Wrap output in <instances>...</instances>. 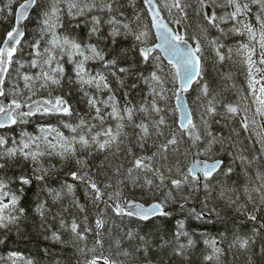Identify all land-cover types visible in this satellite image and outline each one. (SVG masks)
<instances>
[{"label": "snow or ice", "instance_id": "6c2138e0", "mask_svg": "<svg viewBox=\"0 0 264 264\" xmlns=\"http://www.w3.org/2000/svg\"><path fill=\"white\" fill-rule=\"evenodd\" d=\"M15 3L0 8L14 18L0 38V245L13 230L22 235L29 214L24 201L34 185L32 213L40 218L43 239L70 245L76 264H168L165 256L187 260L198 242L205 246L206 264H221L228 237L190 228L211 214L220 218L221 205L261 221L264 229V0H143L132 19L121 0H20L13 8ZM129 4L136 8L134 0ZM189 9L199 21L194 32ZM25 22H34L27 40ZM228 39L234 44H226ZM120 40L130 43L112 55ZM206 51L214 64L242 66L247 95L241 89L235 102H226L210 85ZM68 65L83 113L57 92ZM33 118L56 123L27 131ZM224 120L239 127L228 135L214 131L213 123ZM14 128L18 136L9 134ZM242 132L251 148L244 146ZM97 156L102 159L93 167ZM70 165L72 183H62L59 173ZM237 167L238 179L229 183ZM78 185L94 212L91 223L88 204L75 195ZM137 189L149 199H137ZM67 197L81 219L64 217ZM225 232H232L228 249L243 253L260 235L255 227L251 236L227 227ZM43 252L48 255V248ZM0 264L37 262L10 251Z\"/></svg>", "mask_w": 264, "mask_h": 264}, {"label": "trees", "instance_id": "16d2710c", "mask_svg": "<svg viewBox=\"0 0 264 264\" xmlns=\"http://www.w3.org/2000/svg\"><path fill=\"white\" fill-rule=\"evenodd\" d=\"M10 0H0V8H3L6 4H8ZM20 0H17V3L13 4V8L18 6V3ZM122 3H124L125 8V14L129 19H132L134 16V13L136 10L143 7V0H134L136 8L130 6L129 0H121ZM193 4H195V0H191ZM14 23V18L7 16L6 12L4 14H0V38H2L6 32V30H10L12 24ZM27 24V32L29 33L28 36H26L27 39L32 38V33L34 32V22H25ZM187 23L190 25L189 31L194 32L196 31V25L199 23L198 18L194 15L193 11L189 9V20ZM210 35L215 36L217 33L215 30H210ZM81 36L86 37V29L81 32ZM94 42V41H93ZM130 41H123L120 40L118 44L115 46V48L112 51V55L115 54V52L119 51L121 47H125ZM228 45H233L234 40L228 39L225 41ZM27 46L25 45L24 48V55L27 56ZM206 56L209 58L206 61V67H205V79L209 81L210 85L216 89L217 91H220L222 96L225 98L226 102H235L237 99V96L239 93V90L243 89L245 93L246 88V81H245V75L244 71L241 65L238 63H234L233 61H225L223 65L221 64H214L213 60L211 59V54L206 51ZM94 67L99 68V65H94ZM68 73L67 76L63 82L64 87L62 89H57L58 93L64 94L67 96V98L70 100V102L74 105V107L83 113L85 109V105L83 102L80 101V93L76 91L77 86L74 83H69V79H74V75L71 72V66L68 65ZM226 74H231L230 80L223 79V76ZM15 78V73L12 72L9 79H6L5 81V88L10 89L11 87V79ZM110 82L113 87V89H118V85L115 83V81L110 77ZM235 84L236 88H233L232 85ZM138 91V90H137ZM71 92V96H68V93ZM117 96L123 102V96L122 91H117ZM195 93H191L189 96V104L192 105V101L194 99ZM130 98L133 100V102H136L139 97L137 96L136 92H132L130 94ZM194 107V105H192ZM56 123L55 120H38L36 118H33V122L30 123L27 126H24L27 131H34L35 126L38 123ZM225 123H228L229 127L225 128L223 125ZM231 127H239V124L234 121H221L220 124L213 123V129L217 133L223 132L225 135L229 134V129ZM65 131L66 134L67 130L62 129ZM3 130H0L2 132ZM20 129L14 128L12 130L11 134H16L18 136ZM241 139L243 140L244 146L251 148L250 142L245 139V134L241 133ZM258 147V146H257ZM138 151V150H137ZM102 159V156H97L91 163L93 164V167L95 164H98L100 160ZM59 167V164L57 165ZM72 170V166L66 167L63 171L59 173V176L61 177V182H68L72 183L70 176H67V172ZM240 172L239 167H237L236 173L232 175V177L229 180V183L231 180L238 179V174ZM99 179H103V177H99ZM220 179H224L223 177H220ZM239 183H243V178L239 179ZM58 186V185H57ZM36 191L35 185L32 189H30L27 192V195L25 197V206L29 209V214L27 219L22 222L21 224V232L22 235L20 237H17L15 234V230H13L12 233H9L8 239L5 242V244L0 245V256H6L8 252L10 251H18L23 253L26 257H30L34 259L37 264H55L56 261H59L60 264H76V256L74 249L70 246H61L59 244H52L49 241H46L43 239L42 235V229L40 228V218L32 213V207L34 206V193ZM133 193H129V195H132ZM76 197L79 199L80 203L88 204V201L86 200V197L84 195V187L83 185H78L77 190L75 193ZM134 195L137 199H149L148 197H141V192L139 189L135 190ZM202 198V197H201ZM71 197H67L63 204L65 206H68V211L63 213L64 217L68 220L71 219L73 215L77 217V219L82 218V214L78 212V210L70 206ZM198 206V205H197ZM214 203L210 202L209 207H213ZM57 207L52 208V212L55 213L57 211ZM89 207V217H90V223L92 222V216L94 215L93 210L91 209L90 204H88ZM217 211L221 212V217L217 218L214 214H211L209 218L206 221L197 222L192 221L190 223V228L195 229L198 233L199 232H206L209 235L217 236L219 238L220 235H226L228 239L221 245V247L224 249V254L221 257V264H248L249 257H251L252 264H264V255L261 254L260 249L261 246L264 245V229H260V222H251L248 221L244 216H238L232 209L223 207L217 208ZM182 218V217H180ZM233 221H235L236 227L233 228ZM117 223H120L118 220ZM127 224V221L124 222ZM136 225L133 223L130 225V227H135ZM54 227L58 228V224L54 225ZM148 227H151V225H148ZM148 227L144 229V231L148 230ZM233 229V231L238 232L242 235H249L251 236L253 234V228L255 227L259 232L260 235L255 237V243L251 246V250L248 253H243L239 251L238 249H228V243L231 241L232 238V232H225V228ZM3 233L0 232V236H2ZM63 238L65 241H69L70 237L67 233H62ZM199 240V237H197ZM89 246H91V237ZM107 247V245H106ZM125 247H128L127 242L125 243ZM44 248H48L49 254L45 255L43 252ZM206 249L202 242H198L197 245L191 249L189 252V258L187 260L182 261L180 258H169L165 256L164 258L168 260V264H206L205 261H203V255L205 254ZM153 259H156V254L153 253ZM102 264V261H101Z\"/></svg>", "mask_w": 264, "mask_h": 264}, {"label": "rangeland", "instance_id": "374dc122", "mask_svg": "<svg viewBox=\"0 0 264 264\" xmlns=\"http://www.w3.org/2000/svg\"><path fill=\"white\" fill-rule=\"evenodd\" d=\"M234 44V43H233ZM246 85V84H245ZM247 85H246V88H245V93H244V95H247ZM66 134V133H65ZM67 135V134H66Z\"/></svg>", "mask_w": 264, "mask_h": 264}]
</instances>
